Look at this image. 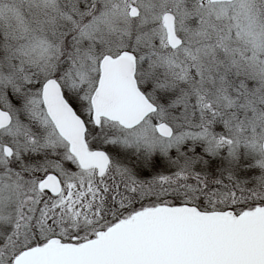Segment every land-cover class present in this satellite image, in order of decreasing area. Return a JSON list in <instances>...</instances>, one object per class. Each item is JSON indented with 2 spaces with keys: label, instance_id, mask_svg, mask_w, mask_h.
<instances>
[{
  "label": "snow or ice",
  "instance_id": "6c2138e0",
  "mask_svg": "<svg viewBox=\"0 0 264 264\" xmlns=\"http://www.w3.org/2000/svg\"><path fill=\"white\" fill-rule=\"evenodd\" d=\"M0 264H264V0H0Z\"/></svg>",
  "mask_w": 264,
  "mask_h": 264
}]
</instances>
